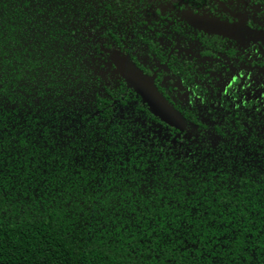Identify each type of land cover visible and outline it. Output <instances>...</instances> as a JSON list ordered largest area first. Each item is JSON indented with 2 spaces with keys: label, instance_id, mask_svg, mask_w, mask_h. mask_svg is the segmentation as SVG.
Instances as JSON below:
<instances>
[{
  "label": "snow or ice",
  "instance_id": "6c2138e0",
  "mask_svg": "<svg viewBox=\"0 0 264 264\" xmlns=\"http://www.w3.org/2000/svg\"><path fill=\"white\" fill-rule=\"evenodd\" d=\"M17 5L24 28L0 24V264L22 205L83 221L91 264H133V245L153 264L264 261V62L243 56L264 47V0H0V16ZM197 31L223 37L215 90L113 107L119 76L154 92L127 71L137 47L159 36L183 60Z\"/></svg>",
  "mask_w": 264,
  "mask_h": 264
},
{
  "label": "trees",
  "instance_id": "16d2710c",
  "mask_svg": "<svg viewBox=\"0 0 264 264\" xmlns=\"http://www.w3.org/2000/svg\"><path fill=\"white\" fill-rule=\"evenodd\" d=\"M11 2L15 3V0H11ZM178 15L183 16L184 13H179ZM27 19L28 17L20 10V6L17 5L14 8H6L3 11L2 16H0V24L11 34L14 32V29H17V26L20 29L24 28V21ZM9 39H12L11 35ZM202 39L209 42L207 38L202 37ZM145 48L146 50H143ZM170 49L165 48L161 42V38L157 36L152 39L150 44L137 47L136 57L139 59L136 60V64L146 74L151 72V68L157 69L156 72L159 80L163 76L168 75L169 80L161 85H156V88L164 98L167 97L171 100L173 96L177 97L173 108L178 107L181 103L179 96H183L190 91L199 95V89H203L205 93L208 87H212L215 90V82L212 78L206 77V81L212 82L206 86V81H204V76L206 75L203 74L204 76H201L192 73V65L186 64L184 62L185 59L181 60V56H177L176 54L170 56ZM126 51L128 52L127 58L132 61L131 50ZM110 53L111 50L105 55V59L108 58ZM121 55H124V52H121ZM261 58L264 60V56H261ZM118 82L120 87L116 89L113 98L116 94L122 93L124 99L115 101L114 108L122 107L125 104L135 105L137 108H144L146 114H152L146 103L142 101L120 76L118 77ZM254 95H256L255 91L253 92ZM259 99L257 96L253 97L251 102L258 104ZM261 163H264V161ZM33 192L34 189L29 187L27 195L35 203L36 197L33 195ZM35 192L40 194L39 189H35ZM17 211V208H12V212ZM19 211L22 215H17L14 218L10 215V223L15 224L16 232L19 233V236H16L14 233L12 237L13 242L17 243L18 246L13 248L9 244L6 247L3 257L5 264H35L36 261H43L45 264H91L95 258L94 254L100 251V249L93 247L94 244H100V241L93 238L90 244L86 238L89 228L83 221L77 220L75 217H73L75 221V224H73L59 217L54 210H52L51 214L47 210L36 212L35 208L30 209L28 205H22ZM84 221H87L86 216L84 217ZM88 223L91 222L89 221ZM256 224L259 227L260 221L257 220ZM81 240H84L83 244L80 243ZM255 243H259V238L256 239ZM133 246L137 249L136 255L134 257L123 256L121 258L131 261L133 264H153L154 258L148 255L147 246ZM198 247L199 245H197ZM192 251L193 255H195L196 249ZM223 251L221 250V256H223ZM254 251L258 252V249H254ZM184 255L186 253H180L177 256L175 264H184L180 260V257ZM247 255L245 254V259L240 264H253L251 260L247 259ZM255 264H264V261L257 255Z\"/></svg>",
  "mask_w": 264,
  "mask_h": 264
},
{
  "label": "flooded vegetation",
  "instance_id": "af4514ba",
  "mask_svg": "<svg viewBox=\"0 0 264 264\" xmlns=\"http://www.w3.org/2000/svg\"><path fill=\"white\" fill-rule=\"evenodd\" d=\"M221 8H223V6H221ZM185 14L186 12L184 13L183 16H185ZM197 37H199L198 42H193V43H197L196 54L189 55V50H184L183 52V56L185 59L184 62L186 64L192 65L193 67L191 71L192 73L201 76H204L203 74H205L206 76H204V81H206V77H208V78H212V80H214L215 82L218 80L219 76L223 75L222 73H219L220 63H224L225 60L229 58L227 57L225 52L219 50L220 47L222 46L221 41L223 40V37L215 33H209V32L201 33L200 31H197ZM202 37L207 38L209 42L204 41ZM172 54H176L177 56H180L173 49H170L169 55L171 56ZM243 56L245 58V63H244L245 68L250 67V65L246 62L247 58H252L256 63L263 62L264 60L263 58H261V56H264V47H261L258 43L255 42V40H253V43L249 45L248 49L243 53ZM217 61H219V63ZM150 70H151L150 72L151 75H154L153 83L155 87L156 85L157 86L161 85L162 83L169 80L168 75L163 76L159 80L156 72L157 69L151 68ZM143 73L146 74L145 72ZM251 79L252 78L249 77V80ZM256 88L257 86L253 85L252 91L248 92V97H252L253 92L255 91L256 93L258 91V89ZM253 97L255 98L256 95H254Z\"/></svg>",
  "mask_w": 264,
  "mask_h": 264
},
{
  "label": "water",
  "instance_id": "95a60500",
  "mask_svg": "<svg viewBox=\"0 0 264 264\" xmlns=\"http://www.w3.org/2000/svg\"><path fill=\"white\" fill-rule=\"evenodd\" d=\"M187 15H188V13L186 12L185 16H187ZM209 33H212V32H209ZM215 34H217V33H215ZM262 42H264V41H262ZM113 58L114 59L117 58L116 54H113ZM127 63H128V65H131V61H129L128 59H127ZM127 71L138 72L141 76L145 77L146 81L147 80L151 81V85L154 88V92L152 93V95H147V94L142 95L141 94L142 90H139V91L137 90L135 80L130 79V78L129 79H125L123 76H120L134 90V92L142 99V101L146 103V105L148 106L150 112L152 114H154L152 112V108L154 107V104L150 103V102L153 101V97L154 96H159L161 99H164V97L158 92L157 88L154 86V83H153L154 75H151V76L150 75H146L138 67H129Z\"/></svg>",
  "mask_w": 264,
  "mask_h": 264
}]
</instances>
